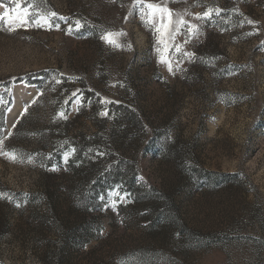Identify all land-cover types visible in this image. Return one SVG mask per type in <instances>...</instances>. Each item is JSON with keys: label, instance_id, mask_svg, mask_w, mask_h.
<instances>
[{"label": "rangeland", "instance_id": "1", "mask_svg": "<svg viewBox=\"0 0 264 264\" xmlns=\"http://www.w3.org/2000/svg\"><path fill=\"white\" fill-rule=\"evenodd\" d=\"M148 4L173 22L158 31ZM5 11L0 264H264V0H0ZM38 15L52 27L12 23ZM88 164L131 184L100 186L89 207L73 194ZM157 197L183 228H145Z\"/></svg>", "mask_w": 264, "mask_h": 264}, {"label": "trees", "instance_id": "2", "mask_svg": "<svg viewBox=\"0 0 264 264\" xmlns=\"http://www.w3.org/2000/svg\"><path fill=\"white\" fill-rule=\"evenodd\" d=\"M9 96V94H8ZM8 105H0V133L5 126V112ZM161 153L163 156H166L169 151L168 144L162 143ZM177 158V157H176ZM179 160L180 165L182 164L183 157L181 156ZM88 166V167H87ZM94 164H88L83 168H75V177L77 178V183H75L73 188V194L78 196V199H82L87 203V206L91 207L95 203H97V189L100 186H104V184L113 181H127V183L131 184L130 176L123 177L119 175V168L112 170L107 175H99L94 174ZM91 171V172H90ZM130 180V181H129ZM81 191V196L79 195ZM154 203L151 208H153L150 213L149 223L145 228L155 229L158 224L165 223L170 226L172 231L180 230L183 228L179 215L177 211L174 209V201L173 199H161L160 197L153 198ZM170 229V230H171ZM79 229H74L71 231L73 234H77Z\"/></svg>", "mask_w": 264, "mask_h": 264}, {"label": "snow or ice", "instance_id": "3", "mask_svg": "<svg viewBox=\"0 0 264 264\" xmlns=\"http://www.w3.org/2000/svg\"><path fill=\"white\" fill-rule=\"evenodd\" d=\"M148 17L151 19L155 14H160V18H161V28H158L157 30L160 31L161 29L165 28V18H167V24H171L173 22V14L171 12L170 9L164 8L162 6H158V5H153V4H148ZM51 16H55L56 13H51ZM205 15H209V13H205ZM9 16V12L5 11L3 13H0V18H7ZM33 23L36 26H44V24H47L49 26V28L52 27V25L48 22L47 17L43 16V15H38L36 20H32L30 21L27 18H24L23 16L17 17L15 20L12 21L13 24H17L19 23L22 26L27 25L28 23ZM179 22H183L182 20ZM249 23H251V21H249ZM77 26H79V22H77ZM56 27H58V25H56ZM9 30H14V29H9ZM118 34L115 33H105L104 36L102 37V39H104L106 42H108L109 44L113 45V46H117L116 44V40L115 37ZM169 70L171 71V64H169ZM12 159H15V155L12 154L11 155ZM19 206V205H18Z\"/></svg>", "mask_w": 264, "mask_h": 264}, {"label": "bare ground", "instance_id": "4", "mask_svg": "<svg viewBox=\"0 0 264 264\" xmlns=\"http://www.w3.org/2000/svg\"><path fill=\"white\" fill-rule=\"evenodd\" d=\"M15 109H16V108H13V110H12V112H11V115H12V116H13V115L15 116V112H16V111H14ZM14 116L11 118V120L14 119Z\"/></svg>", "mask_w": 264, "mask_h": 264}, {"label": "water", "instance_id": "5", "mask_svg": "<svg viewBox=\"0 0 264 264\" xmlns=\"http://www.w3.org/2000/svg\"><path fill=\"white\" fill-rule=\"evenodd\" d=\"M8 120H9V117H8V115H7V117H6L7 125H10ZM11 124H12V123H11Z\"/></svg>", "mask_w": 264, "mask_h": 264}]
</instances>
